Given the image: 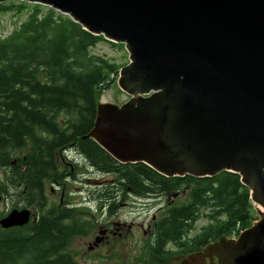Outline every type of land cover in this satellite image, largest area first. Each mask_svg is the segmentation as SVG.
<instances>
[{
	"label": "water",
	"instance_id": "95a60500",
	"mask_svg": "<svg viewBox=\"0 0 264 264\" xmlns=\"http://www.w3.org/2000/svg\"><path fill=\"white\" fill-rule=\"evenodd\" d=\"M24 1L127 46L111 91L131 97L103 103L99 91L90 132L110 155L166 176L231 170L250 189L257 222L168 263L264 264V0ZM30 215L15 209L0 224Z\"/></svg>",
	"mask_w": 264,
	"mask_h": 264
},
{
	"label": "trees",
	"instance_id": "16d2710c",
	"mask_svg": "<svg viewBox=\"0 0 264 264\" xmlns=\"http://www.w3.org/2000/svg\"><path fill=\"white\" fill-rule=\"evenodd\" d=\"M29 5L27 18L9 35L0 36V168L21 186L23 200L31 193L27 203L39 219L34 218L30 231L18 233L14 244L8 237L0 239V264H78L70 243L91 230L93 221L55 203L42 212L50 202L47 186L60 185L68 177L61 153L70 146L89 167L111 176L100 196L165 200L167 206L153 226L154 255L194 253L248 228L252 199L239 173L166 176L144 162L118 161L90 136L98 92L115 83L121 67L90 48L100 41L124 44L40 3L0 2V14L22 12ZM202 217L208 223L193 234Z\"/></svg>",
	"mask_w": 264,
	"mask_h": 264
},
{
	"label": "rangeland",
	"instance_id": "374dc122",
	"mask_svg": "<svg viewBox=\"0 0 264 264\" xmlns=\"http://www.w3.org/2000/svg\"><path fill=\"white\" fill-rule=\"evenodd\" d=\"M31 8L29 5L22 12H2L0 14V36L5 37L17 28L27 18ZM117 43L121 44V42ZM90 52L105 56L121 66L115 79L119 77L121 68L131 60L126 45L117 46L109 41H100L90 48ZM112 86L103 90L101 96L103 103L125 102L131 97V94L126 90L114 95L111 91ZM67 150L65 149L61 153L62 166L66 175L68 176L70 173L71 175L65 178L60 185L49 184L47 186L50 205L53 206L55 203L56 207H63V205H67V201H70L71 205H75V217H88L93 221L91 230L84 235L72 238L69 249L80 263L139 264L142 246L149 235L148 225L154 216L156 219L160 216L167 203L161 198L135 196L133 194L116 199L112 197L113 193L109 196H100L99 192L104 189L102 185L111 176L89 167L77 152L72 150L68 154ZM72 161L78 164V172L75 174H72L71 171ZM74 176L75 179H73ZM3 179L4 173L0 169V181L3 182ZM186 193L177 196L178 202H181L180 198L184 199ZM172 202L174 201L172 200ZM3 205L0 202V210ZM251 213L250 226L257 222L253 215V201ZM207 223V218H200L191 232L193 234L199 233L203 225ZM238 235L231 234L227 238L237 239ZM208 254L209 259H211V250Z\"/></svg>",
	"mask_w": 264,
	"mask_h": 264
},
{
	"label": "flooded vegetation",
	"instance_id": "af4514ba",
	"mask_svg": "<svg viewBox=\"0 0 264 264\" xmlns=\"http://www.w3.org/2000/svg\"><path fill=\"white\" fill-rule=\"evenodd\" d=\"M73 146H70L67 150L68 154H70L73 150ZM74 151V150H73ZM69 156V155H68ZM78 164L75 163L74 161L71 162V171L72 174L77 173L78 170ZM3 170L4 173V179L2 180L3 182L0 181V202H2L3 208L0 210V220L3 219L4 217H6L12 210L18 209V210H22V209H28L31 212L30 215V219L28 220V222L21 224V225H12V226H8V227H4L2 224H0V239L8 237V241L10 242V244H14L15 238L17 237L18 233H22L25 232L27 233L28 231H30L31 229V224L32 221L34 220V218L36 220L39 219V216L35 215L36 211L34 210V207L32 205H29L27 202H29L28 200H30L31 198V193H27L25 194L26 196V201L23 200V196L21 195L22 193H20V188L21 186H17L15 185L14 182H12L8 177L7 174L5 172V169L0 168ZM71 173L68 174V176L70 177ZM76 177L74 176L73 179H75ZM67 201V200H66ZM63 202V201H62ZM70 201H67V205H63L62 208L65 207H71L74 208L75 205H71ZM50 202L47 203V205L44 207L43 209V213L48 211V208L50 207ZM156 220V216H154L150 222V224L148 225L149 227V235L147 236L148 239L144 242L142 249H141V254H140V263L139 264H164L166 262V264H168V260H171L172 257L175 255H171V256H166V257H162V256H158V255H154V253H152L150 245L153 242V238H154V231H153V226H154V222ZM14 242V243H12ZM22 249V248H20ZM192 254V253H190ZM188 254H186V256L183 254H178L175 256H185V258L187 257ZM74 258L76 260L75 254H74ZM77 261V260H76ZM24 262V261H22ZM19 264H26V262L24 263H19ZM78 264H87V263H80L78 262ZM88 264H94V263H88ZM186 264H187V259H186Z\"/></svg>",
	"mask_w": 264,
	"mask_h": 264
}]
</instances>
